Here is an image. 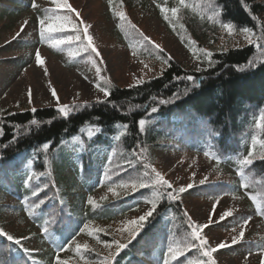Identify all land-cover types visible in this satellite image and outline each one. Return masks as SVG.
I'll return each instance as SVG.
<instances>
[{
    "label": "trees",
    "instance_id": "16d2710c",
    "mask_svg": "<svg viewBox=\"0 0 264 264\" xmlns=\"http://www.w3.org/2000/svg\"><path fill=\"white\" fill-rule=\"evenodd\" d=\"M124 1L141 7L145 0ZM197 1L179 2L187 32L199 24L211 37L228 27L259 36L257 44L214 50L208 68L199 72L169 61L159 76L131 88L112 86L105 101L71 105L66 117L53 107L0 116V230L17 239L5 231L2 217L24 213L51 252L45 259L0 235V264H52L85 226L114 222L138 212L143 202L158 207L111 264H212L204 255L210 244L201 246L192 236L182 195L171 200L168 192L176 191L154 184V153L167 148L235 168L238 183L211 186V197L247 194L264 228V158L258 150L264 142V30L257 18L264 15V2L211 0L215 13L203 17L192 5ZM17 12L5 8L0 18ZM249 159L253 163H243ZM127 184L131 190L122 187ZM102 188L118 195L93 200L99 205L94 208L87 201ZM9 198L16 204L4 205ZM242 223L237 219L231 227ZM104 238L112 239L101 234L100 242ZM247 246L263 253L264 236Z\"/></svg>",
    "mask_w": 264,
    "mask_h": 264
},
{
    "label": "rangeland",
    "instance_id": "374dc122",
    "mask_svg": "<svg viewBox=\"0 0 264 264\" xmlns=\"http://www.w3.org/2000/svg\"><path fill=\"white\" fill-rule=\"evenodd\" d=\"M13 2L17 0H0V11L6 6H14ZM21 2L29 5L19 7L21 11L16 16L0 18V116L38 108L59 109L63 105L101 102L107 97L101 89L131 87L138 85L137 81L142 83L153 79L171 60L188 71L199 72L209 66L210 55L205 53L211 54L229 46L257 44L259 39V36L238 33L228 27L217 29L210 37L199 24L192 28V32H186L188 24L183 22L181 13L171 11L177 9V5L169 6L162 0H146L141 7L129 4L128 7L123 0H118L114 7L103 0H67L74 11H68L62 5L58 9L54 0ZM196 5L205 15L215 13L211 0H198ZM120 13L124 14L125 20L120 19ZM58 16H67L78 26L80 40L56 44L57 40L67 41L69 36L78 34L71 25L62 32L45 31L44 38L41 37L39 21H45L46 29ZM257 18L264 30V15ZM85 26L93 37L91 47L84 37ZM261 38L264 41V35ZM153 43L159 47H153ZM93 47L96 52L92 51ZM37 51L45 61L43 65L36 62ZM260 150L264 155V143ZM154 157L157 172L172 185L169 189L182 195L181 201L192 222L208 225L201 229V234L212 249H217L212 253V264H264V253L248 250L247 242H256L264 236V228L250 211L248 200L234 196L211 197V186L219 182L235 183L233 177L236 174L221 170L195 154L174 148L158 150ZM188 184L193 187L188 189ZM180 187H185L186 191L178 193ZM125 189L131 190V187ZM108 197H114L113 191L102 189L92 199H112ZM15 203L10 198L4 201L6 206ZM150 210L152 205L143 203L138 212L114 222L88 225L69 250L53 256L50 262L111 264L117 253L114 241L125 244L130 240L132 237L123 229L129 221ZM224 212L232 215L221 219ZM237 219H243V223L231 227ZM2 226L30 251L45 259L51 253L41 243L39 231L25 215H4ZM242 231L244 235L240 237ZM101 234L112 239L104 238L105 241L100 242ZM233 238L237 243H232ZM221 242L227 246L218 248ZM92 253L98 256L88 259Z\"/></svg>",
    "mask_w": 264,
    "mask_h": 264
},
{
    "label": "snow or ice",
    "instance_id": "6c2138e0",
    "mask_svg": "<svg viewBox=\"0 0 264 264\" xmlns=\"http://www.w3.org/2000/svg\"><path fill=\"white\" fill-rule=\"evenodd\" d=\"M54 2L57 4V8L59 9L61 7V5L63 6V8L67 9L68 11H74V9L71 8V6L67 3V0H54ZM164 11V9H162V12ZM173 14H176V12L178 11L177 9H172L171 10ZM120 19L123 21L125 20V16L123 13H120ZM39 24H40V35L42 38H44V34H45V31L47 32H62V31H65L66 30V27L71 25L72 29L75 30L78 34L75 36V37H72V36H69L67 38V41L65 40H57L56 41V44H61V43H65V42H68V41H71L72 39H76V40H80L81 37L79 35V32H80V29L78 28V26H76L75 24H72L71 20L69 17L67 16H63V17H56L55 18V21L52 22V23H49L47 25V28L45 29L44 28V24H45V21L44 20H41L39 21ZM134 27V26H133ZM230 27V26H229ZM83 33H84V37L86 38L87 40V45L89 47H91L92 45V41H93V37L91 35L88 34V27L85 26L84 29H83ZM144 40L148 41L149 43H152L150 41V39L148 37H144ZM153 47H159L158 45H155L153 43ZM85 50H87V48H85ZM92 51L93 52H96L97 50L93 47L92 48ZM98 54V53H97ZM205 55H210L209 53H205ZM35 59H36V62L39 64V65H43L45 63L44 59H42L41 57V54L37 51L36 53V56H35ZM137 83L139 84L140 81H137ZM101 91L104 92V95L105 96H108L110 95V93L108 92L107 89H101ZM53 96L56 95L55 91L53 90ZM76 107H78V105H76ZM35 111V110H34ZM72 111V108H70L68 105H63L61 106L59 109H58V112L62 113L65 117L69 114V112ZM153 112L157 111L156 108H153L152 109ZM262 119H264V117H262ZM33 124L36 123V121H33L32 122ZM140 125H143L144 124V121L141 120L138 122ZM44 147L47 149L48 148V145L45 144ZM243 163L245 164H251L253 163L252 160H245L243 161ZM156 180H155V184L157 185H161V186H164L166 185L168 188H171L172 185L171 183L165 179L159 172H156ZM203 183V182H202ZM122 187H127V185H122ZM140 188H143L144 185L143 184H140L139 185ZM193 185L192 184H188L187 185V188L190 189L192 188ZM137 188V185L133 184L132 185V190L135 191ZM110 191H113V194L114 195H118V193H116L114 191V189H109ZM186 191V188L185 187H180L178 189V193H184ZM168 198L171 199V200H178L179 199V195L178 194H175L173 192H168ZM90 205H92L94 208L96 207H99V205H97L93 199L91 197H89L88 201H87ZM158 207V205L155 203V202H152V210L148 211L147 213H145L144 215H141L139 216L137 219H133L131 221L128 222V226L123 229L124 231H127L129 236L132 237V238H135L141 229H143V227L145 226V223L146 221L154 214V211L156 208ZM232 213L231 212H224L222 215H221V219H224L228 216H231ZM191 224V221L189 222ZM87 227V226H85ZM205 227H208V225H201V224H194L192 225L191 227V232H192V236L195 237L201 246H207L208 244V241L202 236L201 234V229L205 228ZM0 235H6L7 236V239L9 241H14L16 244H19L20 241L18 239H15L14 237L10 236V235H7L5 233L2 232V230H0ZM244 233L243 231L240 233V237H243ZM116 243V248H117V254L120 250H123L124 248L127 247L126 244H122V243H118V242H115ZM232 243L235 244L237 243V240L235 238H233L232 240ZM226 243L225 242H221L219 245H218V248H224L226 247ZM217 249H211V248H208L205 252H204V255L209 257V259H211L212 257V253L214 251H216ZM169 251H172L171 249H169ZM59 264V262H58Z\"/></svg>",
    "mask_w": 264,
    "mask_h": 264
}]
</instances>
